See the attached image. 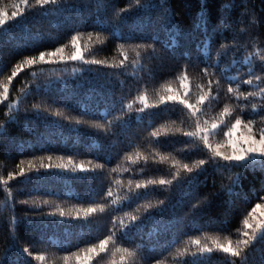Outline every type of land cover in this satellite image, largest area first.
I'll return each mask as SVG.
<instances>
[{"label":"trees","instance_id":"16d2710c","mask_svg":"<svg viewBox=\"0 0 264 264\" xmlns=\"http://www.w3.org/2000/svg\"><path fill=\"white\" fill-rule=\"evenodd\" d=\"M18 2L0 0V7L7 6L10 13L11 5ZM201 15L205 20L197 30L194 21ZM77 33L82 34L78 46L84 58L107 61L108 65L123 59L118 51L121 44L130 60L135 59L137 45L150 47L137 49L140 59L136 67L65 60L33 65L13 79L9 98L19 97V106L9 115L0 106V176L18 172L20 161H25L26 174L9 182L10 197L0 185V264H41L34 258L39 254L46 255L43 264H63L60 257L108 235L113 219L128 223L126 214L139 217L123 232L117 231L118 238L124 237L120 241L123 246L138 251L134 264H152L156 259L181 264L172 260V254L189 237L207 233L220 235L221 240L224 235L235 238L247 211L264 196V170L258 166L229 169L223 161L209 160L204 172L191 174L196 177L194 186L188 184L189 174L182 171L181 179L171 186L135 189V182L170 178L177 171L171 167L173 157L189 163L208 159L198 142L183 135L194 127L183 106L173 101L158 103L157 93L170 94L163 92L162 85L171 84L174 92L182 91L177 77L185 67L195 102V85L206 84L200 70L218 64L209 71L216 73L213 79H221L220 103L212 107L209 116H215L225 103H239L248 105L243 116L251 114L259 120L248 101L228 97L227 87L236 84L226 82L220 70L227 69L226 75L241 81L247 78V65H229L233 59L243 61L253 51L264 49V0H140L139 6L136 0H59L43 8L32 6L0 31V84L7 83L13 65L27 56L67 44L63 54L67 57L73 51L70 38ZM88 33H93L92 41ZM97 33L103 44L96 42ZM171 40L175 46L165 48ZM221 44L228 45L227 56L218 57V52L224 51ZM260 65L261 61L253 58L254 70L264 75ZM21 89H25L23 94ZM240 90L246 93L253 86L240 84ZM142 92H147L148 102L156 106L140 113L136 97ZM128 103H133L131 111L126 109ZM76 120L84 123L76 124ZM153 131L158 132L157 137L151 136ZM137 152L138 162L130 163L126 157L136 159ZM160 155L169 159L160 162ZM49 156L51 161L46 159ZM58 157H63L64 163L70 158L88 168L103 167L88 172L40 168L41 162L60 163ZM27 161L34 162L33 170H27ZM237 175L238 185L232 183ZM129 180L133 181L132 192ZM110 188L121 203L111 205L112 198L106 196ZM125 195L132 198L124 201ZM22 200L28 203H20ZM193 203L200 206L193 209ZM97 204L109 207L86 219L83 213L75 218L74 209ZM148 204L152 207L146 210ZM70 209L71 216L59 215ZM25 247L31 256L23 252ZM208 264H228V258L214 252ZM249 264H264V245H256Z\"/></svg>","mask_w":264,"mask_h":264},{"label":"snow or ice","instance_id":"6c2138e0","mask_svg":"<svg viewBox=\"0 0 264 264\" xmlns=\"http://www.w3.org/2000/svg\"><path fill=\"white\" fill-rule=\"evenodd\" d=\"M59 0H34V4L30 5L29 0H19L18 3H13L11 8L13 9L10 13L8 7H0V31L5 29V25L9 21H16L19 17L24 15V11L32 6L38 5L43 8L46 5L58 4ZM136 4L140 5V0H136ZM21 5L24 7L22 8ZM128 9H121L120 12L127 11ZM119 16L120 13H117ZM205 17L201 15L194 21V27L198 30L201 24L204 22ZM173 23L175 21L173 20ZM171 27V25L169 26ZM245 31V29H241ZM88 40L92 41L93 33L87 34ZM82 39V34L77 33L71 36L69 43L73 51L70 55L65 57L63 54L65 48L68 47L67 44L57 47L54 51H41L39 55L27 56L22 60L15 63L11 69V75L7 77V83L0 84V106H3L7 111L5 115H9L13 109L19 106V97H15L10 100V85L14 78H16L21 71L24 69L32 68L33 65L37 64H47L64 62L65 60L80 61L87 64H105L109 67H126L127 64H131L136 67L139 64L140 52L137 49L144 48L147 50L145 45H137L133 49L136 56L135 59H129L128 52L124 45L121 44L118 47L120 55L123 57L118 64L108 65L107 61H99L96 59H85L83 52L80 50L79 42ZM95 40L97 43L103 44L104 39L97 33L95 35ZM169 46H175V40L169 41L165 45V48ZM255 47V46H254ZM228 45L221 44L220 49L224 50L218 52V57L227 56ZM88 48L85 47V51ZM154 51V49H153ZM55 58V59H54ZM253 58H258L261 61L259 71L264 73V49L259 51H253L248 56H246L243 61H238L233 59L229 67H234L238 63H242L248 66V76L244 80H239L238 77L226 75L227 69L220 70L221 76L224 77L226 82L235 83L236 87L229 86L226 91L230 99L234 98V101H248L251 106V113H255L259 116L257 120L254 116L249 114L245 117L242 115L248 105H241L239 103H225L222 108L216 113L215 116H209V113L214 105L220 103V85L221 79L212 77L216 76L215 72H210V67H218L215 65H205L200 70V73L204 79H206V84L198 83L195 85L197 89L195 93V102H192V93L190 90V80L187 71V67L182 69L177 79L179 80L181 90L173 91L171 84L162 85L164 93H170L168 95L157 93L159 96L158 103L164 104L168 101H173L179 105L183 106L186 110V115L194 121V127L190 130L183 131V135L188 137L190 141L198 142L199 145L207 152L208 159H199L195 162H181L180 160L172 158V168H176L177 171L172 172L170 178H160V179H147L135 182V189H147L149 186H171L174 181L181 179V171L189 174L188 184L194 186L196 177H192L193 172L202 173L205 171V165L209 163V160L223 161L226 163L229 169H249L256 168L257 166L264 170V75L257 74L252 66ZM3 74V70H0V75ZM35 72L32 75L35 76ZM240 84H246L253 86V90L247 91L246 93L240 90ZM21 93L25 89L20 90ZM259 100L258 105L254 101ZM136 101L139 102L140 107L136 111L143 113L145 110L155 107L156 104H150L148 102L147 92H142L136 97ZM136 101H133L135 103ZM133 103H128L126 109L131 111L133 109ZM34 107H37L34 105ZM55 115L62 116L63 113L56 112ZM208 118H204V117ZM76 124L84 123V121L76 120ZM110 123V122H109ZM96 128H101L102 125L94 124L92 125ZM0 127L3 124L0 123ZM179 131V129L177 130ZM239 132V136L236 133ZM151 136L157 137L158 132H151ZM220 136L222 139L213 143L212 141ZM140 158V153H136V159L132 155H128L126 159L132 163L136 164ZM48 161L52 160V157H46ZM60 163L55 165L49 164L45 165L41 162L40 168L54 167L63 171L76 172H88L93 171L96 168H102V165H94L93 168H88L83 162L74 163L72 159H68L64 163L63 157L57 158ZM145 162H147L148 157H143ZM169 159V156L160 155V162H165ZM89 164L92 162L89 161ZM25 161H20L16 166L18 172H8L7 177L0 176V185H3L4 190L11 196V189L8 187L9 182L15 180L17 176H25L26 169L24 167ZM34 169V162L27 161V170L31 171ZM38 170V169H37ZM112 171H116L113 169ZM240 177H237L232 181L233 184H239ZM117 185H121V181L117 180L115 182ZM129 191L132 192L131 185L132 180H129ZM133 195H140L139 193H133ZM106 196L111 199V205H117L121 203V198L119 196H114L112 189L110 188ZM132 197L125 195L123 197L124 201L130 200ZM259 202L251 207L250 211H247L246 215L241 221V226L236 230V236L233 238L229 235H224L222 240L220 235H209L205 233L203 236L189 237L183 242L181 247H178L176 251L172 254V260L180 261L181 264H208V259L212 256L214 252L223 253L228 258V264H249L250 253L255 252L256 245L259 243L264 245V196H260ZM22 204H27L28 201H20ZM47 203V202H46ZM160 205L164 204V201H159ZM199 203H193V209L198 208ZM59 207V206H57ZM109 207L108 204H97L91 205L86 208H76L74 211L77 213L75 218H80L79 214L83 213V217H87L96 214L104 213ZM147 210L151 208L152 205L148 204L144 206ZM73 210L70 209L68 213L63 211L59 212L61 217L66 215L71 216ZM49 215H56V213H49ZM128 223H125L124 219L117 217L112 220V228L109 230V234L103 239H99L95 243H91L89 246L78 249L71 254L64 255L60 257L63 264H101L102 261L107 260L109 264H134L136 257L138 256V251L136 249H131L129 247L123 246L120 242L124 237L118 238L117 231L123 232L124 229L129 227V224H134L139 217L135 214H126ZM126 235V234H125ZM23 252L28 255H32V252L28 247L23 249ZM117 254H119L117 258ZM191 256L192 260H186L185 258ZM36 260L40 261L41 264L46 260L45 254H39L34 257ZM152 264H166L165 260L156 259Z\"/></svg>","mask_w":264,"mask_h":264},{"label":"rangeland","instance_id":"374dc122","mask_svg":"<svg viewBox=\"0 0 264 264\" xmlns=\"http://www.w3.org/2000/svg\"><path fill=\"white\" fill-rule=\"evenodd\" d=\"M239 134H240L239 132L236 133L237 136H239ZM221 139H222V137L221 138H218V139H214L212 142L213 143H216L217 141H220Z\"/></svg>","mask_w":264,"mask_h":264}]
</instances>
